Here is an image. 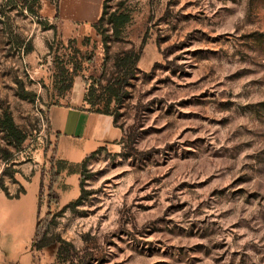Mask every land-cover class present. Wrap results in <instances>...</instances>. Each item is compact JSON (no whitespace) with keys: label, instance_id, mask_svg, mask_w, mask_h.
<instances>
[{"label":"rangeland","instance_id":"374dc122","mask_svg":"<svg viewBox=\"0 0 264 264\" xmlns=\"http://www.w3.org/2000/svg\"><path fill=\"white\" fill-rule=\"evenodd\" d=\"M103 2L0 0V264H264V0H108L106 46ZM127 51L131 75L114 65ZM76 66L85 95L116 89L122 137L86 159L67 207L80 175L52 167L82 160L55 151L46 109ZM45 218L63 262L57 243L33 247Z\"/></svg>","mask_w":264,"mask_h":264},{"label":"trees","instance_id":"16d2710c","mask_svg":"<svg viewBox=\"0 0 264 264\" xmlns=\"http://www.w3.org/2000/svg\"><path fill=\"white\" fill-rule=\"evenodd\" d=\"M108 0H104L103 5H102V11H101V16L100 18L92 24V27L97 31L98 34L102 36V40L104 45L106 46V38L107 35L103 33L101 24L102 20L104 18L105 14V5ZM33 5V4H32ZM32 5L29 6V9L31 12H35ZM123 3H120V6H122ZM121 8V7H120ZM57 11H58V4L56 2L55 5V14L54 17L57 18ZM131 11L127 9L126 7H122L121 9L115 10L111 12L108 15V22L110 23L111 29H112V34L116 39L122 38L124 36V31L126 26L130 23L131 21ZM49 26L52 25H46V28H50ZM145 41L143 40L141 43L140 48L143 47V44ZM30 49V48H29ZM27 50L29 52L30 50ZM140 57V52H134V51H127L123 52L120 55H117L115 60H114V65L116 67L117 72L123 73V72H129L126 75H131L133 74V69L138 62ZM77 70H79V66H76L74 70H72L70 73H67V76H64L62 80L58 81L59 85L57 87L58 92L60 93L61 97L65 96V93H67L73 86V83L75 81V77L77 74ZM127 76L124 77V80L122 82H126ZM122 86V85H121ZM108 90L107 97L105 99H99L98 97L95 96V90L93 88H90L85 95V101L89 104L90 108L94 109L96 112L99 113H104V114H109V105L110 103L115 99L116 97V89L113 88L112 86L106 87ZM25 96H31L33 97L34 94L25 92L23 93ZM59 103V102H58ZM57 104V103H55ZM4 125H5V131L6 134L8 135V141L12 143L15 147H19L22 142L25 139V135L18 130L14 122L12 121L11 117L8 115L4 119ZM99 150V149H98ZM98 150L90 153L88 156H86L82 161L80 162H72L68 161L65 159H57L53 165V171L55 176H61L62 173H65L67 175H72V174H78L80 175L79 178V184L81 187V191L79 196L72 202L68 203L66 206H75L79 204L82 199L84 198L83 194V188H82V182H83V169L85 166L86 159L91 157L93 154H95ZM65 187V186H64ZM2 190H6L5 187H1ZM45 223V225H44ZM43 225V226H42ZM48 221L45 218L44 220H39L35 224V233H34V239H33V247L41 251L45 247L51 245V244H58L57 247V252H56V257L57 260L60 262L65 261L66 255H67V250L66 248L63 247V241L58 239V240H51L47 237L48 233Z\"/></svg>","mask_w":264,"mask_h":264},{"label":"crops","instance_id":"0c3cea01","mask_svg":"<svg viewBox=\"0 0 264 264\" xmlns=\"http://www.w3.org/2000/svg\"><path fill=\"white\" fill-rule=\"evenodd\" d=\"M69 91L64 102L51 104L46 109L48 136L50 143L53 142L55 146V151L61 147L62 152L83 160L99 148L114 145L119 141L122 130L115 125L110 114L99 113L90 108L85 101L84 89L78 81H74Z\"/></svg>","mask_w":264,"mask_h":264},{"label":"built area","instance_id":"2783aa9c","mask_svg":"<svg viewBox=\"0 0 264 264\" xmlns=\"http://www.w3.org/2000/svg\"><path fill=\"white\" fill-rule=\"evenodd\" d=\"M40 112H42V111H40ZM43 113H45V112L43 111Z\"/></svg>","mask_w":264,"mask_h":264}]
</instances>
